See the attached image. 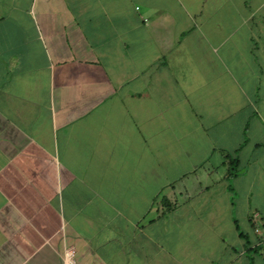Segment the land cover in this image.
<instances>
[{
	"label": "crops",
	"instance_id": "crops-1",
	"mask_svg": "<svg viewBox=\"0 0 264 264\" xmlns=\"http://www.w3.org/2000/svg\"><path fill=\"white\" fill-rule=\"evenodd\" d=\"M68 247L264 264V0H0V264Z\"/></svg>",
	"mask_w": 264,
	"mask_h": 264
},
{
	"label": "built area",
	"instance_id": "built-area-1",
	"mask_svg": "<svg viewBox=\"0 0 264 264\" xmlns=\"http://www.w3.org/2000/svg\"><path fill=\"white\" fill-rule=\"evenodd\" d=\"M74 255L75 250L73 247H68L64 252V263L65 264H74Z\"/></svg>",
	"mask_w": 264,
	"mask_h": 264
},
{
	"label": "trees",
	"instance_id": "trees-1",
	"mask_svg": "<svg viewBox=\"0 0 264 264\" xmlns=\"http://www.w3.org/2000/svg\"><path fill=\"white\" fill-rule=\"evenodd\" d=\"M231 171V170H230ZM229 175H231V172H229Z\"/></svg>",
	"mask_w": 264,
	"mask_h": 264
}]
</instances>
